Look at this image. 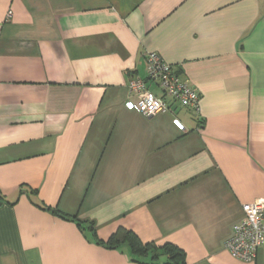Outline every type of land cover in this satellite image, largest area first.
<instances>
[{"label":"crops","instance_id":"obj_1","mask_svg":"<svg viewBox=\"0 0 264 264\" xmlns=\"http://www.w3.org/2000/svg\"><path fill=\"white\" fill-rule=\"evenodd\" d=\"M150 52L199 115L132 107ZM0 195V264H142L36 201L187 264H264L225 246L264 197V0H0Z\"/></svg>","mask_w":264,"mask_h":264},{"label":"built area","instance_id":"obj_2","mask_svg":"<svg viewBox=\"0 0 264 264\" xmlns=\"http://www.w3.org/2000/svg\"><path fill=\"white\" fill-rule=\"evenodd\" d=\"M147 81L158 85L161 94L147 86ZM131 93L137 96L132 107L139 113L152 117L169 110L167 98L171 97L188 107L197 115L200 113L201 93L188 80L181 79L173 65L157 52L147 54V77L133 78L129 83ZM174 124L184 129V124L175 119ZM244 217L233 226L226 248L238 259L252 262L264 247V197L243 205Z\"/></svg>","mask_w":264,"mask_h":264},{"label":"trees","instance_id":"obj_3","mask_svg":"<svg viewBox=\"0 0 264 264\" xmlns=\"http://www.w3.org/2000/svg\"><path fill=\"white\" fill-rule=\"evenodd\" d=\"M29 191L32 194L36 192L33 189H29ZM0 199H3L1 195ZM36 204L40 208L49 210L57 216L75 221L83 233L90 235L99 244L110 248L129 247L131 258L135 262L142 264H187L186 252L174 244L168 243L163 246H158L156 243H144L136 233L125 228H120L107 241H104L99 238L92 222L82 221L76 216L63 213L41 201H36Z\"/></svg>","mask_w":264,"mask_h":264}]
</instances>
